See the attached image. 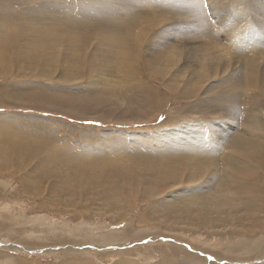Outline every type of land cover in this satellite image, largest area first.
<instances>
[{
    "label": "bare ground",
    "instance_id": "obj_1",
    "mask_svg": "<svg viewBox=\"0 0 264 264\" xmlns=\"http://www.w3.org/2000/svg\"><path fill=\"white\" fill-rule=\"evenodd\" d=\"M18 1L21 5L26 3L28 7L31 1L32 5L36 4L33 3L34 0ZM118 1H121L123 7L127 3L129 7L158 8L162 13L133 9L120 18V8L116 7ZM21 9L25 7L22 6ZM38 10L43 16L50 18L53 31L48 32L44 26L49 23L42 18L31 16V11L0 8V75L14 78L7 84L8 89L0 90V104L15 101L21 106L27 102L28 107H31L37 103L34 97H30V90L37 94L43 92L36 85L23 84L16 77L15 71L17 69L25 74L30 73L32 68L25 67L23 60L47 58L50 52L48 58L50 62L61 63V67L76 75L75 78L72 77L71 82L62 79L60 84L53 82L55 101L66 100L71 91L81 90V93L89 98L90 93H93L96 99L82 107H72L67 100L64 106L68 112L72 109L89 110L87 111L91 115L89 117L94 119L107 118L103 117V112H112L114 113L112 120L118 122V125L124 124L129 127L126 118L122 117L123 113L127 109H130L127 110L129 113H138L141 110L138 101L148 104L147 87L152 85L148 72L162 75L168 82L166 87L170 85L171 95L184 102L175 114L168 115L169 117L164 121L155 123L153 126L156 128L152 132L147 130L143 133L142 129L137 130L135 127V129L127 128L122 132L110 128L108 131L104 130L106 131L104 134L98 133L97 141L94 142L87 160L83 161L85 166L79 159L74 162V158H78L77 153H60L57 158L62 155L72 156V160L68 158V161H71L70 173L82 178L83 189H93L101 186L100 178L108 179L109 183L131 179L132 175L142 180L146 179L147 177L140 173L138 167H132L130 163H120L117 159L122 155L136 153L157 157L161 153L153 150L166 148L172 155L179 157L177 168L152 171V185L163 182V189H192V200L186 203V217L184 212L175 210L174 218L167 217L164 221L160 217L147 219L145 215L137 219V223L152 220L164 226L181 224L192 226L193 232L202 227L208 230V238L217 235L216 233L229 231L232 234H241L242 237L256 236L262 232L256 237L255 242L248 244L246 240L244 248L242 241L240 244H235L227 240L229 246L225 250L233 252L239 249L240 252V249H243L246 255L264 253V227H262L264 226V180L259 179L263 175L261 170L264 168V24L260 23L264 22V11L257 16L260 22L249 20L251 17L249 11L253 13L256 10H264V6L244 9L237 15L224 16L223 20L216 23L219 28L215 29V25L199 10L198 0H85L81 2L79 16L82 19H91V22L84 25V28L88 27L91 31L89 34L84 33L80 25L74 22L68 6L66 8L64 5L60 6V14L65 15L62 18L59 16L56 4H42ZM13 12H19L20 14L16 15L19 17L16 18ZM21 17L28 19L21 20ZM120 23H123L122 27ZM86 37L89 38L84 44L83 39ZM185 56L188 57L187 62L184 61ZM190 56L192 60L189 59ZM12 58L15 59L14 70L13 66L10 67ZM134 60L135 62L132 63ZM138 65L145 67L146 72H141ZM120 89L123 93L128 92V96L134 97L135 106L131 105L129 98H124V101L119 99L123 96L116 93V90ZM140 92L145 94L138 97L137 94ZM43 97L47 99L46 103L52 104L55 109H60L55 102L49 100L50 96ZM153 99L156 103H149V106L160 110L156 105H162L163 95L154 92ZM38 102L42 104L44 101L39 99ZM101 106H105L103 111ZM153 107L151 110L154 109ZM1 110L0 119L6 118V122H0V149L3 150H0V171L9 170L16 164L20 168L24 164L14 159L23 157V153L26 152L28 153L26 157H30L35 153V147L21 144L19 126L22 122L17 120L21 113L11 112L10 115H6ZM232 112L237 113L239 120L231 116ZM151 114H148V120L151 119ZM159 114L160 112L157 111L152 116L158 117ZM204 115L211 116L209 119H202L203 125H192L188 122L200 119ZM223 118L224 122H232L235 128L227 130L226 125H220L219 120ZM51 122L47 124L48 130L51 129ZM212 127L216 128L223 137L219 138ZM206 128H208L207 132L198 131ZM158 131L161 133L155 137L154 134ZM29 133L34 139L37 138L33 130H29ZM189 137L192 141L187 143L185 138ZM40 139L41 143L51 141V137L44 135ZM1 144L11 146L5 148ZM57 144L58 141H54L52 146ZM105 146L108 147V152L103 150ZM114 154H117L114 158L109 156ZM110 165L113 166L112 169H108ZM32 171L34 174L28 179L21 178V187L38 192L39 181L42 179L37 176L34 165ZM124 188L132 189L133 193L130 196H122L110 190L109 198L113 202L118 201L125 208L141 201V198L136 196L137 188L126 183ZM55 189L61 188L55 186ZM103 209V212L109 211L105 207ZM249 212L254 213L256 217L252 219L254 221L242 215ZM208 215L212 226L205 225L208 222L206 219ZM171 227L167 230L189 231ZM154 228L155 226H152L153 231L147 230L160 232L155 231ZM222 236H218L217 239ZM207 240L204 238V244ZM207 248H212L211 244H208ZM134 252L135 250L129 248L118 251V254L127 259V261L123 259L126 262L139 264L134 256H131ZM162 253L166 255L165 250ZM139 254L140 251H137L136 255ZM176 257L177 264L187 262L202 264L193 256L189 259L184 255ZM173 258H166L165 262L159 264L174 262ZM78 261L79 259H76L72 263L78 264ZM115 262L123 261L118 259Z\"/></svg>",
    "mask_w": 264,
    "mask_h": 264
},
{
    "label": "rangeland",
    "instance_id": "obj_2",
    "mask_svg": "<svg viewBox=\"0 0 264 264\" xmlns=\"http://www.w3.org/2000/svg\"><path fill=\"white\" fill-rule=\"evenodd\" d=\"M26 1L30 2V0ZM40 1L44 5L51 3L56 4L61 18L65 15L60 14V6L64 5L65 8L68 6L71 15L74 18V22L80 25L84 33H91L88 27L84 28V25L91 22V19H82L79 16L81 2L85 0H34L33 3L36 4L32 5L31 1L30 7L26 6V3L21 5L18 0H0V8H9L17 11L22 10V12H24L23 10L31 11V16L37 19L42 18L49 23L44 26L48 32L53 31L54 29L51 25L50 18H46L38 10L39 6L42 5ZM198 1L199 10L206 15L208 21L215 25V29L219 28L216 26V23L223 20L224 16L230 14L237 15L244 9L250 10L257 6H264V0H223L222 2H219L218 0ZM117 3L118 5L116 7L120 8V18L124 17V13H129L133 9H144L152 13H162L158 8H142L139 6L129 7L127 3L124 6L127 7L124 8L121 1H118ZM22 6L25 7V9H21ZM262 11L264 10H256L253 13L252 11H249V13H251L249 20L260 22L257 16L260 15ZM13 13L15 16L20 14L19 12ZM17 17L19 16H16V18ZM22 17L21 20L28 19ZM260 23L264 24V22ZM122 26L123 23H120V27ZM152 30L153 29H151V32ZM88 38L89 37L83 39L84 44L87 43ZM49 56L50 52H48L47 58L23 60L25 67L32 68V71L28 74L20 72L17 69L15 71L17 72L16 77L23 84L26 86L28 83L36 85L39 87V90L43 92L42 94H37L30 90V97H34L37 101L35 105L28 107L27 102H25L20 106L15 101H9V104H0L2 113L6 115H10L11 112L18 114L21 113L20 117L17 118V120L22 122V125L19 126L21 144L34 145L35 147V153L30 157H26V154H28L26 152V154L23 153V157L14 159L20 160V162L24 164L22 167L19 168L17 164L14 163L16 165L9 168V170L0 171V264H73L72 261H76V259H79L78 264H131L130 262H126L127 259L122 258V256L118 254V251L129 248L135 250L131 256H134V259H136L139 264H159L163 261L165 262L166 258L172 259L173 257L174 262L170 261L166 264H177L176 256L179 255H184L187 259L193 256L202 264H206V262L207 264L264 263L262 262L264 261L263 252L260 254L255 253L246 255L243 249H240V252L239 249H236L233 252L225 250V248L229 246L227 240H231L235 244H240V241H242V247L244 248L246 240L248 244H251L256 241V237L262 232L256 236L242 237L241 234L236 235L229 231L230 233H216L217 235H212V237L210 236L208 238V230H205L202 227L200 228L201 230L198 229L193 232L192 226L181 224L171 225L173 227L189 230L185 232L183 229L167 230L172 227L170 225L164 226L163 224H157L159 222H152V220L137 223L136 220L145 215L147 216V219L160 217L164 221L167 217L174 218L176 217L174 214L175 210H179L178 212H184L186 217V203L192 200V189H163V182L156 183L155 186L152 185V171L158 172L165 169L177 168L176 165L179 157L172 155L166 148L153 150L161 153V155L157 157H148L136 153L122 155L117 159L120 163H130L132 167H138L140 173L144 177H147L144 180L136 178V175H132L131 179H125L118 182L114 181L111 183H109L108 179L100 178L99 184L101 186L93 189H83L82 178L72 175L69 171V169H71V161H68V158L71 159L72 156L62 155L57 158L58 154H66V152L67 154L77 153L78 158L75 157L74 162L79 159V161L82 162V165L85 166L83 161L87 160L94 142L97 141L96 136L98 133L99 135L104 134L106 132L104 130L108 131L110 128L122 132L127 128L135 129V127H137V130L142 129L141 131H143V133L147 130L152 132L153 129L156 128L153 126L155 123L162 122L169 117L168 115L175 114V111L179 109L184 102L183 100L180 101L178 97L174 98V96L171 95L169 92L170 85L168 88L166 87L168 82L162 75L151 74L148 72V78L152 82V85L147 87L148 93L146 94L149 96V99L146 102L148 104L140 103L138 101L141 109L138 113H129L127 110L130 109H127L124 112L125 114L123 113L122 117L124 119L126 118L125 120L128 121L127 125L129 127L124 124L118 125V122L112 120V115H114L112 112H103V117H107L104 119H94V117H89L91 116L87 112L89 110L81 111L72 109L71 112H68L67 108L64 106L66 100L68 104L71 103L72 107H82V105L91 100L94 101L96 96H94L93 93H90L89 98L84 96L81 93V90L78 92L71 91L70 96L67 97L66 100L58 99L55 101L54 97L56 94L53 90V82L60 84L61 79L66 82H71L72 77L75 78L76 75L61 67V63L55 64L50 62L48 60ZM189 59L192 60V57L190 56ZM14 61L15 59L12 58L10 67L13 66ZM184 61H188L187 56H185ZM134 62L135 60L132 63ZM137 67L141 72H146L145 67L139 65ZM15 68L16 66H13V70ZM12 80H14V78L0 75V90L8 89L7 84L12 82ZM67 88L69 89V87ZM154 92L163 95L162 105H156L160 110H156V107L149 106V103H156L153 99ZM116 93L123 96L119 98L121 101H124V98H129L131 105L135 106V99L133 96H128V92L123 93L120 89L116 90ZM141 94L145 93L140 92L137 96L139 97ZM44 95L50 96L49 100L55 102L60 109H55L52 104L46 103L45 101L47 99L43 97ZM39 99H43L44 102L39 104ZM111 99L113 101L116 100L115 98ZM118 104H120V102ZM151 107L154 109L151 110ZM100 108L103 111L105 106H101ZM200 108L203 107L200 106ZM157 111L158 113L160 112L158 117H155V115L152 116V114L157 113ZM148 114H151V119L149 120L147 118ZM210 116L204 115L201 116L200 119H194L188 122L192 123V125H203L202 119H209ZM231 116L235 117L236 120H239V116L236 112H232ZM161 117H163V119H161ZM50 121H52L51 129L48 130L47 124L50 123ZM219 121L220 125L227 126V130L235 128V126L232 125V122H224V118ZM0 122H6V118H1ZM142 125H145V127ZM212 128L217 132L219 138L223 137L216 128ZM29 130L34 131L37 136L36 139L30 135ZM95 130H97V134ZM198 131H200V133L202 131L207 132L208 128ZM160 133L161 132L158 131L157 134H154L155 137ZM42 135L51 137V141L41 143L40 137ZM139 135H141V132H139ZM150 139H152V137ZM185 139L187 140V143L192 141L191 137ZM54 141H58L56 146H52ZM98 141L101 142V140ZM95 144H97V142ZM1 145L5 148H10L11 146L9 144ZM103 150L107 152L109 151L107 146H105ZM116 155L117 154L109 156L114 158ZM33 165L37 176L42 179L39 181L40 189H37L38 192H34L31 189H22L21 187V178L28 179L34 174L32 171ZM47 167L49 168L46 169ZM112 168V165L108 166V169ZM261 171L263 175L260 176L259 179L264 180V168H262ZM124 183L137 188L138 192H136V196L141 198V201H137L134 206L129 208H125L121 203L114 199L115 202H113L108 194V191L114 190L122 196H130L133 193V190L125 189ZM55 186L60 187L62 190L55 189ZM155 187L158 189H154ZM104 207L109 209V211L103 212ZM73 214H75V216ZM209 215L206 216L208 222L205 225L212 226L209 222ZM242 215L247 217L248 220L256 218L253 212H249L248 214L242 213ZM121 217H124V219H120ZM102 225L104 226L102 227ZM152 226H155V231L160 232H149L147 229L153 231ZM107 230L109 232H107ZM113 231L115 234H113ZM167 231L172 232L168 233ZM221 235L223 236L217 239L218 236ZM195 236H198L199 238H195ZM204 238L208 239L205 241V244ZM214 242H217V244ZM123 243L126 245H123ZM208 244H211L212 248H207ZM7 246H10L11 248H8ZM42 249H44V251H40ZM164 250L166 251V255L162 253ZM168 250L172 252L169 253ZM137 251H140L138 256L136 255ZM118 259L123 262L116 263L115 261ZM180 260L181 259H179V262ZM186 264H190V262H187ZM193 264L200 263L195 262Z\"/></svg>",
    "mask_w": 264,
    "mask_h": 264
},
{
    "label": "snow or ice",
    "instance_id": "obj_3",
    "mask_svg": "<svg viewBox=\"0 0 264 264\" xmlns=\"http://www.w3.org/2000/svg\"><path fill=\"white\" fill-rule=\"evenodd\" d=\"M161 119H163V117H161Z\"/></svg>",
    "mask_w": 264,
    "mask_h": 264
}]
</instances>
